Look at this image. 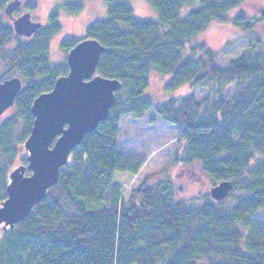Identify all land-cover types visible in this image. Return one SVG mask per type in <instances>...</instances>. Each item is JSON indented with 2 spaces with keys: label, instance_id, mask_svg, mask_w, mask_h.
Segmentation results:
<instances>
[{
  "label": "trees",
  "instance_id": "trees-1",
  "mask_svg": "<svg viewBox=\"0 0 264 264\" xmlns=\"http://www.w3.org/2000/svg\"><path fill=\"white\" fill-rule=\"evenodd\" d=\"M10 1L0 0V14ZM146 1L156 21L136 19L129 0H104V19L87 25L81 38L60 42V63L49 58L61 28L58 8L30 37L16 35L0 17L6 67L0 82L7 75L22 80L8 109L13 116L0 123V205L10 170L27 164L23 143L33 125V100L68 73V51L82 39L98 41L105 50L96 74L120 82L108 117L72 149L45 198L12 228L0 224V264H264V44L251 36L264 23V9L255 0ZM78 2L61 0L59 6L78 14ZM23 4L35 6L34 0ZM212 22H225L253 41L224 67L201 39ZM151 69L171 75L168 88L188 84V93L154 105L142 96ZM201 88L206 97L196 101ZM150 109L181 132L173 159L180 169L196 171L199 181L232 182L223 200L207 193L192 202L177 198L170 173L142 181L125 200L114 172L135 174L143 161L117 150L119 118L142 117Z\"/></svg>",
  "mask_w": 264,
  "mask_h": 264
},
{
  "label": "water",
  "instance_id": "water-1",
  "mask_svg": "<svg viewBox=\"0 0 264 264\" xmlns=\"http://www.w3.org/2000/svg\"><path fill=\"white\" fill-rule=\"evenodd\" d=\"M20 5L21 0H12L5 6L4 13L12 19L16 35L30 37L42 23L33 21L28 11L13 17ZM104 50L94 39L77 42L66 56L68 73L58 77L50 91L33 100L30 109L33 125L23 143L27 164L17 165L8 174L7 197L0 205L3 229L21 222L45 198L72 149L108 117L120 82L96 74ZM21 88L18 76L0 82V115L14 104ZM26 171L30 173L26 175ZM231 188L232 182L223 180L213 185L209 194L212 199L221 201Z\"/></svg>",
  "mask_w": 264,
  "mask_h": 264
},
{
  "label": "rangeland",
  "instance_id": "rangeland-1",
  "mask_svg": "<svg viewBox=\"0 0 264 264\" xmlns=\"http://www.w3.org/2000/svg\"><path fill=\"white\" fill-rule=\"evenodd\" d=\"M27 0H22L25 3ZM61 0H34L35 6L27 9L24 4L17 8L13 16H18L24 11H29L31 19L41 22L45 26L48 22V14L53 8H58L61 28L54 35L49 45V58L53 63H60L65 60L64 53L60 50V42L65 38L79 39L82 37L83 29L95 20L106 17L104 0H79L83 8L78 14H68L59 6ZM133 8L134 17L141 21H156L157 15L153 7L146 0H129ZM254 4L260 10L264 9V0H255ZM255 7V10L257 9ZM250 10L251 8L248 7ZM189 8L182 10L185 15ZM260 11L251 12L255 16L260 15ZM234 11H230L228 16L232 17ZM5 23L11 24V19L5 14H0ZM253 37L259 38L264 44V23L258 24L253 30ZM201 39L205 45L216 55V63L224 67L233 58L239 57L243 51L247 50L253 43L250 36H246L236 31L225 22H212L206 28ZM13 44H10V46ZM6 67L0 59V77L6 74ZM17 75H7V78ZM171 80L170 74L160 73L151 69L148 73V85L142 93L143 97L151 99L154 105H160L170 98L184 96L188 93V84L176 88H168L167 84ZM229 97L232 88L229 89ZM207 90L201 88L194 92L196 101H201L206 97ZM13 116L12 111H5L0 115V123ZM17 134V133H16ZM181 132L171 123L164 121L154 109H150L142 117H134L131 113L120 116L118 127L117 150L129 156L139 158L143 161L138 172L131 174L128 172H114V178L122 186V195L125 200L129 196V191L140 185L142 181L149 183L159 178L160 173H170L175 177V188L177 198L192 202L195 195H202L209 191L215 182H211L206 177L199 181L194 179L196 171L190 172L173 162L174 150L177 146V139ZM16 141V140H15ZM195 170V169H194ZM181 188V190L179 189ZM256 218L258 213H256Z\"/></svg>",
  "mask_w": 264,
  "mask_h": 264
},
{
  "label": "flooded vegetation",
  "instance_id": "flooded-vegetation-1",
  "mask_svg": "<svg viewBox=\"0 0 264 264\" xmlns=\"http://www.w3.org/2000/svg\"><path fill=\"white\" fill-rule=\"evenodd\" d=\"M19 8V7H18Z\"/></svg>",
  "mask_w": 264,
  "mask_h": 264
}]
</instances>
